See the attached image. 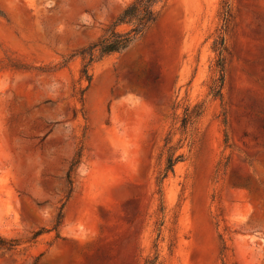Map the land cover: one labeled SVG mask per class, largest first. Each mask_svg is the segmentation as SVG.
<instances>
[{"label": "rangeland", "instance_id": "rangeland-1", "mask_svg": "<svg viewBox=\"0 0 264 264\" xmlns=\"http://www.w3.org/2000/svg\"><path fill=\"white\" fill-rule=\"evenodd\" d=\"M128 1L0 0V264H264V0H166L88 81Z\"/></svg>", "mask_w": 264, "mask_h": 264}, {"label": "trees", "instance_id": "trees-1", "mask_svg": "<svg viewBox=\"0 0 264 264\" xmlns=\"http://www.w3.org/2000/svg\"><path fill=\"white\" fill-rule=\"evenodd\" d=\"M166 0H130L128 1L122 10L103 28L101 34L96 40L82 48L79 52L81 57L87 61L83 64V74L89 81L90 76L87 74V66L94 60L101 58L105 55L112 53H119L126 50L131 43L142 32L150 26L156 19L158 13V6L163 4ZM120 27H125L120 29ZM216 67L219 72L217 83L211 89L213 96H221V88L223 83V62L219 58L216 63ZM187 111V109H186ZM198 115L191 111L185 113L182 118L181 126L185 127L189 119ZM179 156L174 157L173 154H169L166 160V165L163 170V176L168 171L172 170L173 164ZM70 171L68 172V177ZM147 264H155L154 260H148Z\"/></svg>", "mask_w": 264, "mask_h": 264}]
</instances>
